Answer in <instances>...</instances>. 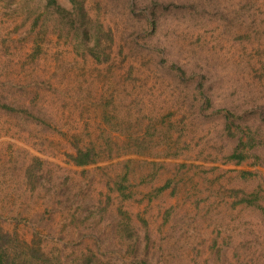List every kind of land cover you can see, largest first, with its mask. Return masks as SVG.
<instances>
[{
  "label": "rangeland",
  "instance_id": "obj_1",
  "mask_svg": "<svg viewBox=\"0 0 264 264\" xmlns=\"http://www.w3.org/2000/svg\"><path fill=\"white\" fill-rule=\"evenodd\" d=\"M160 1L154 32L129 0H86L116 35L98 63L51 27L36 41L44 0H0V229L64 264H264V0ZM110 134L122 154L69 160Z\"/></svg>",
  "mask_w": 264,
  "mask_h": 264
},
{
  "label": "trees",
  "instance_id": "obj_2",
  "mask_svg": "<svg viewBox=\"0 0 264 264\" xmlns=\"http://www.w3.org/2000/svg\"><path fill=\"white\" fill-rule=\"evenodd\" d=\"M44 2L45 8L52 12L53 18L49 19V21L48 19L44 20L41 16L34 19L32 28H38L36 41H38L41 35L46 33L51 27V31L58 34L59 37H67V39L72 42L73 48L77 53L91 55L98 63H110L112 61L114 45L116 44L115 32L112 27L107 26L99 18H94L91 15L86 0H70L71 7L69 8L62 5L58 0H44ZM140 2L141 0H129V5L132 8H135L134 5H139L142 12L145 9L146 12L144 15L147 18L149 27L152 31L156 32L159 25L158 16L160 14L158 5H163V2L160 0H152V7L148 6L149 9L144 8L142 6L143 4ZM161 45L162 47L157 46L159 49L156 50L162 54L164 50H166V47L164 44ZM164 61L165 58L162 57L158 63ZM172 67L173 69L176 67L175 69L179 72V77L182 80L192 79L195 75L208 78L205 72L188 71L184 69L182 65H177L176 62H173ZM199 85L202 87L203 82L200 81ZM205 100L209 103L208 97H206ZM231 114L232 112L230 110H226L227 119H229ZM226 127L231 135L236 134L232 129V122L229 120L226 123ZM111 134L108 136L105 144L92 142L82 146L78 142H74L75 150L67 153L69 160L76 165L85 166L97 163L106 156L113 157L122 154L120 150L122 149L121 145L117 142V138H113L114 135ZM141 138H143V136L131 135V139L135 141ZM247 144H249V142L247 143L241 138L230 157L236 159L237 162H241L245 159L247 157V151L245 150ZM131 151L138 152L137 149H132ZM27 173L28 177H33V167H28ZM119 186L121 190L124 188L122 184H119ZM167 187H169V181L159 189L164 190ZM231 192L236 197L241 194V196L235 200L236 204L251 202L249 197L250 194H247L243 189H232ZM259 207L264 212V206L260 205ZM119 215L121 220L120 225L126 222V225L123 226V230L130 228V217L128 212L119 208ZM123 233V231H120V234ZM0 264H64V262L61 257L49 256L46 254L36 241H20L16 233L0 229Z\"/></svg>",
  "mask_w": 264,
  "mask_h": 264
}]
</instances>
